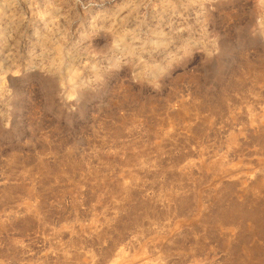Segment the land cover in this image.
Segmentation results:
<instances>
[{
    "label": "rangeland",
    "instance_id": "1",
    "mask_svg": "<svg viewBox=\"0 0 264 264\" xmlns=\"http://www.w3.org/2000/svg\"><path fill=\"white\" fill-rule=\"evenodd\" d=\"M0 264H264V0H0Z\"/></svg>",
    "mask_w": 264,
    "mask_h": 264
}]
</instances>
